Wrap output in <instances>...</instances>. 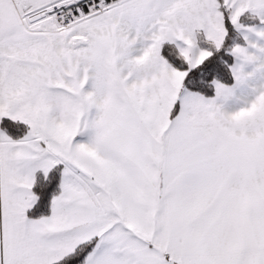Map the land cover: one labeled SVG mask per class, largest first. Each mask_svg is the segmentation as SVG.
Wrapping results in <instances>:
<instances>
[{
	"label": "snow or ice",
	"instance_id": "snow-or-ice-1",
	"mask_svg": "<svg viewBox=\"0 0 264 264\" xmlns=\"http://www.w3.org/2000/svg\"><path fill=\"white\" fill-rule=\"evenodd\" d=\"M5 117L0 264H264V0H0Z\"/></svg>",
	"mask_w": 264,
	"mask_h": 264
},
{
	"label": "trees",
	"instance_id": "trees-1",
	"mask_svg": "<svg viewBox=\"0 0 264 264\" xmlns=\"http://www.w3.org/2000/svg\"><path fill=\"white\" fill-rule=\"evenodd\" d=\"M27 125L19 121H11L10 118L0 120V128H3L12 138H20L27 132ZM62 165H57L49 171L47 179L42 171L36 173V183L33 191L38 194L39 200L34 207L36 214H48L50 201L54 194L59 191Z\"/></svg>",
	"mask_w": 264,
	"mask_h": 264
}]
</instances>
